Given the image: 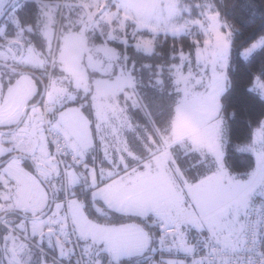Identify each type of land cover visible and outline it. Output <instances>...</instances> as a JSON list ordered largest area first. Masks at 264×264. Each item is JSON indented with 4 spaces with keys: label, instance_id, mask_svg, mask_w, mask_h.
<instances>
[{
    "label": "rangeland",
    "instance_id": "obj_1",
    "mask_svg": "<svg viewBox=\"0 0 264 264\" xmlns=\"http://www.w3.org/2000/svg\"><path fill=\"white\" fill-rule=\"evenodd\" d=\"M10 1L3 0L0 3V14ZM38 2L45 51L36 48L28 37H25L24 30L23 33L16 35L13 42H9L5 39V34L9 33H6L8 30L4 24L0 27L5 28V33L0 34V62L8 61L14 66H30L43 73L47 79L45 97L59 105V109L54 111L56 123L60 130H67L69 138L71 137V141L69 140L71 146L77 150L78 148L95 150L98 147L99 157L111 162L114 160L110 149L116 150L118 161L114 165L106 167L102 160H99V165L105 166L106 176L118 172L120 169L117 168V164L121 162L123 165L128 159L126 156L130 150L125 137L130 125L127 123L129 115L126 107L133 99L131 87L135 84V79L130 69H125L118 61L119 51L116 56L113 55L118 50L117 47L109 43L110 47L101 46L99 37L101 35L109 39L116 37L115 39L122 42L126 33L128 43L135 32L136 37L132 43L135 45L137 40H140L143 44L141 50L145 53H148L146 49L152 47L154 32L167 31L173 35L174 31H178L177 36L193 33V38L202 41V44L197 45L195 56L183 54L182 61H190L188 70L183 69V63L174 65L182 95L176 108L172 133L166 145L144 163L143 170L134 169L127 172L125 177L106 186L103 192L109 193H105L109 197L118 191V188L125 189L129 195L122 196L121 200L122 202L124 200L126 208L133 203L136 204V211L144 208L173 211L188 228L205 229L210 243L219 239L223 245V241H227L228 237L218 235L219 230L229 222L244 216L254 194L264 186V123L256 128L250 144L240 146L241 150L254 154L256 167L248 172V176L230 170L224 163L226 130L224 119L219 112L218 93L221 95L228 83L233 31L231 28L232 35L228 37L229 57V50L223 49L222 39L211 32L205 34L201 30L202 28L207 30L211 26V22L201 15L206 2L213 6L214 11L219 12L220 22L230 26L222 17L216 1L38 0ZM110 3H115V7H111ZM197 4H200L201 8L198 9ZM185 6L191 7V13L183 11L178 15V10ZM188 21H200L202 24L197 26L189 23L186 29L180 30ZM146 30L151 35H145ZM212 44H216L220 49L218 63L205 62L201 55L204 49ZM255 51L257 50L249 53L248 57ZM205 67L208 69L207 72L204 70ZM256 76L262 78L259 73ZM3 77H12V74L0 68V78ZM15 77L5 91H1L0 85V216L13 211L28 217L15 213L7 215L5 227L8 228V235L6 239L1 240L3 254L0 253V259L6 263L5 257L11 260L15 254L19 264H35L39 261L41 220L58 221L54 225L56 233L57 229L66 232L69 227L68 221L72 219L80 232L86 234L90 231L89 235L97 241L101 242L104 238L113 242L123 238L125 241L123 243L126 244L132 236V233H129L132 231L128 230L131 228L112 227L119 229L118 232L89 219L81 200L69 202L64 211L53 206L52 210L44 215L51 199L49 186L44 178L50 182L52 192L57 194L56 179L63 175V172L47 149L41 116L43 105L40 103L39 106L24 112L29 104L36 101L42 90V83L36 75L27 72L17 73ZM54 89L58 91L54 92ZM73 99L81 100L78 104L62 107L65 102ZM89 103L93 108V115L85 109V105ZM52 108L53 105L49 110ZM16 125H19L17 129ZM8 126L11 127L5 129ZM184 141L190 143L194 150L199 149L198 146L203 143L204 149L207 148L212 153L217 163L215 171L194 184L184 179L175 164L168 163L172 159L168 149L174 143ZM10 153L11 155L22 153L24 157L13 156L7 162H3ZM93 158H96V155ZM70 172L67 179L69 188L74 185L70 182ZM137 194L141 196L140 204L139 200L134 198ZM56 201L57 198L55 204ZM243 222L241 220V223ZM85 223L91 224L90 227ZM43 231L46 242L48 230L44 228ZM34 233L37 237L35 241ZM199 239L202 237L192 232L189 247L197 244ZM53 241L55 244H62L63 239L57 236V241L51 239V243ZM241 242L240 238L239 244ZM47 245L45 243L46 247ZM184 256L185 254L181 253V258ZM16 261L13 264H16ZM49 264H53V260H50Z\"/></svg>",
    "mask_w": 264,
    "mask_h": 264
},
{
    "label": "snow or ice",
    "instance_id": "obj_2",
    "mask_svg": "<svg viewBox=\"0 0 264 264\" xmlns=\"http://www.w3.org/2000/svg\"><path fill=\"white\" fill-rule=\"evenodd\" d=\"M2 2L3 0H0V3ZM196 7L199 9L201 5L197 4ZM37 8L38 0H31V2L26 0L25 3L18 4L13 14H11L5 22V28L10 27L15 31L11 34H5V39L9 42H13L18 33H23L24 24L21 19V13L26 12V10H36ZM183 11H187L190 14L191 7L185 6L179 9L177 14L179 15ZM201 15L211 22L210 28L207 30L202 28V32H205V34L211 32L222 39L224 41L223 49L229 50L230 57L228 37L232 35L231 27L226 23L220 22L219 12L214 11L210 3H205ZM189 23L197 26L202 24L200 21H188L180 30L186 29ZM5 28H0V34L5 33ZM167 34V31H165L166 36ZM158 35L159 32H154V36ZM173 35H178V31H174ZM135 37L136 33L134 32L133 38L135 39ZM111 38L115 39L116 37ZM108 39L109 37L101 35L99 44L101 46L110 47ZM122 43L127 44L126 33ZM192 43L193 45H200L201 41L193 38ZM134 47L137 51H140L143 48V44L140 40H137ZM253 50H264V35L258 36L246 50H241V59H247L248 54L252 53ZM146 51L148 53L155 52L154 39L152 47L146 49ZM179 51L181 59H183V47H181ZM117 53L118 50H116L113 55L116 56ZM189 55H191V53ZM201 55L205 62L215 61L218 63L220 49L216 44H212L206 47ZM171 59L176 61L177 56L173 54ZM127 66L128 65L125 64V67ZM131 68L132 76L134 77L136 72L135 62H132ZM204 70L207 72V67H205ZM154 83L156 84V92L149 102L141 106L138 101H132L134 110L144 117V127L146 129L148 128L149 117L152 118L151 122L155 123L153 107L158 110L161 109L160 98L166 94L163 70L161 71L159 81H154ZM245 90L259 99L264 100V78L254 76L252 85L248 86ZM53 91L56 92L58 90L54 89ZM230 91H232V88L225 85L223 94L220 95L218 93L219 112L223 111L224 97L227 96ZM72 103H74V101ZM142 108H147V113H144ZM234 114L233 111V115ZM127 123L130 125L129 131L135 134V131L140 127L139 122L137 121L134 123L132 115L129 114ZM261 123H264V121ZM260 126L261 124L257 125V127ZM149 135H152L151 132H149ZM152 139L156 140L157 138L152 136ZM125 142L127 143V137H125ZM141 148H143V145H141ZM176 148H178V145H173V148L168 149L169 152L173 153L172 159L169 160L168 163L170 165L174 163L182 174L191 175L194 183L202 175L215 167V162L209 160L207 157H205L204 160H200L199 152L190 154L196 158V163L185 167L181 164V160L177 158L175 153ZM129 149H131L130 144ZM127 156L128 159L125 160L123 165L117 164V168H122L125 172L131 166L132 152L129 151ZM123 158L122 156L121 159ZM238 166V162L234 160L233 167ZM73 167L79 168L81 165L76 164L73 165ZM82 167L84 168L86 177L84 183L88 185V200L83 203V209L88 218L91 219L95 216L106 224L114 225L117 228L129 227L135 229L142 236V240L135 245H128L123 242H100L87 236L83 232L73 239L75 235V229L73 228L71 231L59 233V235L63 237L62 244H52L51 239L55 233L54 225L57 224L58 221L48 220L45 222L41 220V231L38 241L41 253L39 264H49V252L52 255L53 264H146V261L147 264H264V231H261V226L264 225V186L254 194L250 207H246L245 209L244 216L238 217L234 222H229L219 230L218 235H226L228 237L227 241H223V248H220L221 242L219 239H217V242L210 243L207 238L208 232L205 229L200 228L197 230L195 228H188L186 223L173 211L160 208H144L139 211L125 212L117 211L116 208L110 207L105 203V199L102 195L103 189L112 179L111 175L108 178L104 177L103 171L105 166L103 164L99 166L95 163L89 164L88 160H85ZM143 167L144 165H140L141 170H143ZM255 167L256 162L255 158H253L252 168L254 169ZM245 176H248V173H245ZM70 182L75 184L76 177H72ZM248 183L250 185L251 181ZM80 199L76 189L72 191L61 190L57 193V201L54 207L64 211L69 202L73 200L80 201ZM90 207L92 211H89ZM241 220L244 222L241 223ZM44 228L48 230L47 247L44 241ZM249 230L254 233V239L250 247L242 249L239 244L240 238ZM192 232H196L197 236L202 237V239H199L197 244L189 247L191 244ZM7 235L8 228H5L0 232V240L6 239ZM36 239L37 237L34 233L33 240L35 241ZM229 251L232 253L246 251V255H229ZM181 253L185 254L184 258H181ZM5 260L6 264H13V262L16 261V255L13 254L11 260L5 257ZM16 264H19V261H16Z\"/></svg>",
    "mask_w": 264,
    "mask_h": 264
},
{
    "label": "trees",
    "instance_id": "obj_3",
    "mask_svg": "<svg viewBox=\"0 0 264 264\" xmlns=\"http://www.w3.org/2000/svg\"><path fill=\"white\" fill-rule=\"evenodd\" d=\"M215 1L222 17L230 24L233 31L230 61L231 65L228 68V77L230 79L228 78L227 83V86L232 88V91H230L228 95L224 97L223 111L220 112V116L222 119H224L226 130L224 163H226V166L230 168V170L245 174L251 171L253 158L255 157L251 151L249 152L241 150L240 146L248 145L253 141L252 139L254 136V131L256 128H258L257 125L261 124L262 120L264 119V100H261L258 97L246 92L245 89L252 85L253 77L258 73L261 74L262 78H264V50L255 51L247 59H241V50L250 45L254 40H256L258 36L264 35V0ZM25 2L26 0H14L9 11L0 21V27L5 24L8 15L13 13L17 5ZM28 2H31V0H28ZM110 4L111 7H115V3ZM40 10L41 9L38 2V8L36 10H26V12L21 13V19L24 24L25 37H28V40L32 42L36 48L45 51V39L43 38L41 32V23L39 20ZM29 27H31V29ZM6 29L8 30L6 33L9 34L15 31L10 27ZM144 33L145 35H151V33L147 30L144 31ZM192 39L193 33L180 34L179 36L169 33L166 36L165 33H159L158 36L154 37V53H145L142 50L137 51L132 43L133 38H130L127 44H124L117 39L108 40V43L117 47L119 51L118 61L121 62L123 66H125V64L129 65L125 67V69H130L132 74V62H135L136 65V72L134 76L135 84L131 87L133 99L130 100L126 107V112L128 115H132L133 122L135 123L138 121L140 125L139 129L135 131V134H132L129 129L126 131L127 143L128 145H131V149H129L132 152L131 166L140 165L143 161L152 158V156L159 153L170 138L174 123L173 120L176 114V108L181 101L180 98L182 95L180 83L175 76L174 65L183 63L182 66L184 70H188L190 68V61H182L179 50L181 47H183V54L189 55L191 53L189 56H195L194 53L196 51L197 45H193ZM98 40H100V37ZM173 54L177 56L176 61L171 59ZM5 62L9 63L8 61ZM9 64L14 68L16 67L17 70L12 71L7 66H0V68L5 70V72L12 74V77L2 78V85L5 90L9 86L8 84L16 78L15 76L17 73L26 72L27 69H32L33 71L37 72L39 70L30 66H14L11 63ZM20 69L21 72H19ZM53 69L54 67L52 68V71ZM162 70L166 94L160 98L161 109L158 110L153 107L155 123H152V118L149 117L148 128L146 129L144 127V117L141 116L139 112L134 110L132 101H138L142 106L151 100L156 92V84L154 81H159ZM40 75L46 83V77L43 74ZM38 98L39 97H37V99ZM80 100L81 99H73L72 101H67L62 105V107L78 104ZM73 101L74 103H72ZM42 102L43 100L41 101V104ZM58 109L59 105L58 107L51 110L50 116L52 117V120L56 119L54 116V111ZM85 109L90 114L93 113V108L90 103L85 105ZM142 111L147 113L148 110L147 108H142ZM233 111L235 113L234 115ZM149 132H151L152 135H149ZM152 136H155L157 139L153 140ZM141 145H143V148H141ZM173 145H178V148L175 149V153L177 158L181 160V164L185 167L196 163V158L190 155L194 152L200 153V160H204L205 157H207L209 160L215 162V167L202 175L195 183L203 178H206L208 174L216 170L217 163L211 153L205 151L202 148L194 150L192 149V145H190V143L187 141L176 142ZM173 145H171L170 148H173ZM170 153L173 155L172 152ZM9 155H11V153ZM234 160L238 162V167H233ZM32 166L34 167L33 163ZM181 175L184 177V179H187L189 182L194 184L193 177L191 175L182 173ZM44 180L49 186H51L47 179L44 178ZM87 188L88 186H86L84 183H80L73 188L76 189L78 195L81 198L80 200L83 203L88 200ZM63 189V187L59 188L58 192ZM53 193L54 206L57 194H55V192ZM89 211H92L91 207L89 208ZM12 213L15 212H7L5 214L11 215ZM19 215L22 217H28L24 214ZM92 219L98 223H105L95 216H93ZM5 226L6 225L2 224L0 226V231L4 230L6 228ZM50 260H52V258L48 256V261ZM3 262L5 264L4 260ZM35 264H39V261H37Z\"/></svg>",
    "mask_w": 264,
    "mask_h": 264
},
{
    "label": "crops",
    "instance_id": "obj_4",
    "mask_svg": "<svg viewBox=\"0 0 264 264\" xmlns=\"http://www.w3.org/2000/svg\"><path fill=\"white\" fill-rule=\"evenodd\" d=\"M0 85H1V91H5V89H4V87H3V85H2V78H0ZM46 98V97H45ZM46 100V102H47V107H48V111H49V113L51 112L50 110H49V107L51 106V105H53V108L52 109H54V108H56V107H58V104H54L53 103V101L51 100V102L46 98L45 99ZM51 109V110H52ZM176 113H177V110H176ZM42 116V115H41ZM175 116H176V114H175ZM43 117V116H42ZM56 119L54 120V122L56 123ZM173 125H174V123H173ZM56 126H58L57 125V123H56ZM11 126H8L7 128H5V129H8V128H10ZM60 128V127H59ZM172 128H173V126H172ZM61 131L66 135V137H68V139L71 141V137L69 138V136H68V133H67V130H65V129H61ZM45 133H46V131H45ZM45 138L47 139V146H48V148L47 149H49V152H50V154H51V156H52V158H54L55 159V157H54V154H53V151H52V149H51V146H50V143H49V139L47 138V134L45 135ZM184 139H186V138H184ZM183 140V139H182ZM69 141V148L71 149V151L75 154H77L78 155V157L75 159V160H72V159H69L68 157L67 158H65L66 159V168H65V171H66V181H67V179H69V172H70V170H71V172H70V175H71V178L72 177H76V183L71 187V188H69V184H68V181H67V190L68 191H72L73 190V188L76 186V185H78V184H80V183H84V180H85V173H84V168L82 167V165L84 164V161L85 160H88V162H89V164H91V163H95L97 166H99V160H102V163L106 166V167H108L109 165L110 166H112V165H114V163H116V161H118V157L115 155V153H116V150H114V148L113 149H110V151L111 152H113V155H112V158H113V162H111V161H109V160H107L106 158H101V157H99V151L100 150H98V147L95 149V150H93V148H90V149H86V150H81V149H79L78 148V150L76 149V148H74L73 146H71V142ZM191 145V144H190ZM202 145V146H201ZM200 146L202 147V149H204L205 147H203V143L202 144H200L198 147H199V149H200ZM205 151H207V152H209L208 150H207V148L206 149H204ZM94 153V154H93ZM209 153H211V152H209ZM22 154V153H21ZM102 154V153H101ZM212 154V153H211ZM96 155V158H93L94 156ZM126 156V155H125ZM18 157H22L20 154H19V156ZM153 157V156H152ZM126 158H128L127 156H126ZM149 159H151V158H149ZM148 160V159H147ZM147 160H145V161H143L140 165H144V163L147 161ZM56 162H57V159H56ZM76 164H79V165H81V167H79V168H77V167H73V165H76ZM57 165L59 166V164H58V162H57ZM120 165H121V162H120ZM140 165H132L131 167H129L128 168V170L125 172L122 168L118 171V172H116V173H111V174H109V176L111 175V177H112V179L110 180V182L106 185V186H108L109 184H111V183H114V182H116L118 179H120V178H123V177H125V174L127 173V172H130V171H133L134 169L135 170H139V169H141L140 168ZM60 167V166H59ZM60 170L62 171V169H61V167H60ZM63 172V171H62ZM132 173V172H131ZM103 175H104V177L105 178H108L109 176H106L105 175V172L103 171ZM56 181H57V186H58V189L59 188H64V181H63V175L61 174V176H59L57 179H56ZM85 184V183H84ZM86 186H88L87 184H85ZM114 186H115V184H114ZM117 188H118V186H117ZM64 190V189H63ZM104 191V190H103ZM104 194H102L103 195V197H104V199H105V203H107L110 207H114V208H116V210L117 211H125V212H127V211H136L135 210V208H136V204L135 205H133V203H131L130 205H129V207L128 208H126L125 206H124V200H123V202H122V200H121V197L122 196H124V195H129V193L124 189H119L118 188V191H115V192H113L114 194H112V195H110L109 197L108 196H106V194H109V193H106V192H103ZM106 193V194H105ZM125 197V196H124ZM130 198V197H129ZM134 198H136L137 200H139V203L138 204H140L141 203V196H140V194H137V196H134ZM133 205V206H132ZM92 219V218H91ZM93 220V219H92ZM72 219L70 220V221H68V229L70 228V226L72 225V227L75 229V234L78 236V235H80L81 234V232L79 231V228L77 229L76 228V225L74 224V222L72 221ZM93 221H95V220H93ZM96 222V221H95ZM90 223V222H89ZM89 223H85V224H87L89 227H90V225L91 224H89ZM98 223V222H97ZM99 224H103V225H107V226H109V227H107V228H109L110 230L111 229H115V230H117L118 232H119V229H117V228H112V227H115L114 225L112 226V225H108V224H106V223H99ZM129 227H127V229H128ZM57 230H59V231H61L60 229H57ZM56 230V231H57ZM128 230H131L132 232H129V233H132V236L130 237V239H132V240H130L129 239V241L128 242H126V244H128V245H135V243H139L141 240H142V236L140 235V233L138 232V231H136L135 229H128ZM61 232H65V231H61ZM90 232V231H89ZM89 232H86V234L87 235H89L90 233ZM54 236V235H53ZM90 237H92V235H89ZM136 237H137V241H136ZM93 238V237H92ZM126 239H127V237H125ZM241 239H242V237H241ZM52 240H55V236L52 238ZM125 242L124 241V239L122 238V239H117V240H115V241H113V242ZM101 242H111V241H107L106 239H104L103 238V240H101ZM46 244H48V241L46 240V242H45ZM52 244H55V242L53 241V243ZM243 244V239H242V242H241V244H240V246ZM6 264V263H5Z\"/></svg>",
    "mask_w": 264,
    "mask_h": 264
},
{
    "label": "built area",
    "instance_id": "obj_5",
    "mask_svg": "<svg viewBox=\"0 0 264 264\" xmlns=\"http://www.w3.org/2000/svg\"><path fill=\"white\" fill-rule=\"evenodd\" d=\"M45 99H43V102H42V105H43V113H42L43 124L45 127L47 138L49 139V143H50L51 149L53 151L54 157H55V159H57V162L63 171L64 190H67V181H66V175H65L66 174V171H65L66 159L65 158L68 157L69 159L75 160L78 157V155L76 153L74 154L71 151V149L69 148L68 137H66V135L58 128V126H56V123L54 122V120H52V117L50 116V113L48 111V107H47L48 105H47V102ZM257 208H258V206H257ZM2 224L7 225L5 220L1 219L0 220V226ZM72 229H73V227L71 225L67 231H71ZM261 231H264V225L261 226ZM59 233H61V231L57 230L55 233V236H58V237L63 239V237L61 235H59ZM76 236L77 235L75 234L73 236V239H75ZM241 237L243 239V244L240 247L242 249H247L248 247L251 246V243L254 239V233L251 230H249L246 233H244ZM220 248H223V245H220ZM221 254H223V253H221ZM228 254L229 255H238V256L239 255H246V251H244V252L238 251L236 253H232L231 251H229ZM48 256H50L52 258V255L50 252H49ZM0 264H4L3 260H1V259H0Z\"/></svg>",
    "mask_w": 264,
    "mask_h": 264
},
{
    "label": "water",
    "instance_id": "obj_6",
    "mask_svg": "<svg viewBox=\"0 0 264 264\" xmlns=\"http://www.w3.org/2000/svg\"><path fill=\"white\" fill-rule=\"evenodd\" d=\"M13 1L14 0H12L11 1V3L10 4H8L6 7H5V9L3 10V12L0 14V21L2 20V18H3V16H5V14L9 11V9H10V6L12 5V3H13ZM0 66H7L10 70H12V71H16L17 70V68H14L13 66H11L9 63H7V62H0ZM19 72H21V69L19 70ZM26 72L27 73H31V74H33V75H36L37 76V78L40 80V82L42 83V91L40 92V97L37 99V101L36 102H34V103H31V104H29V106L24 110V112L25 111H27L29 108H32V107H37V106H39V104L41 103V101L44 99V97H45V93H46V88H47V84L44 82V79L42 78V76L39 74H37V73H35L33 70H31V69H27L26 70ZM21 124V122L19 123V125ZM19 125H16V129L18 128V126ZM22 157H24V155L23 154H20ZM13 156H19V154H12V155H9V157L8 158H6L3 162H7L11 157H13ZM47 184V183H46ZM48 185V184H47ZM49 186V185H48ZM49 192H50V194H51V199H50V205H49V207H48V209L45 211V213H44V215L45 214H47L50 210H51V208H52V206H53V200H54V193L52 192V190H51V187L49 186ZM6 217V214H3V215H1V219H4ZM55 236V235H54ZM55 241H57V236H55Z\"/></svg>",
    "mask_w": 264,
    "mask_h": 264
},
{
    "label": "flooded vegetation",
    "instance_id": "obj_7",
    "mask_svg": "<svg viewBox=\"0 0 264 264\" xmlns=\"http://www.w3.org/2000/svg\"><path fill=\"white\" fill-rule=\"evenodd\" d=\"M31 70H32V69H31ZM34 72L37 73L38 75H39V74H43V73L40 72L39 70H38V72H37V71H34ZM41 91H42V90H41ZM41 91H40V92H41ZM40 92H39L38 97H40ZM12 212H13V211H12ZM16 213H17V214H20V213H18V212H15V214H16ZM6 217H7V215H6ZM0 220H1V216H0ZM2 220H5V218L2 219ZM2 247H3V246H2V243H1V240H0V253H1V254H3V249H2ZM1 260H2V259H1Z\"/></svg>",
    "mask_w": 264,
    "mask_h": 264
}]
</instances>
